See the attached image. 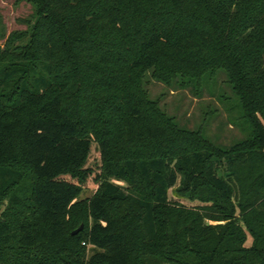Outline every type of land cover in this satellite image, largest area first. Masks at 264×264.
I'll return each mask as SVG.
<instances>
[{
    "label": "trees",
    "instance_id": "16d2710c",
    "mask_svg": "<svg viewBox=\"0 0 264 264\" xmlns=\"http://www.w3.org/2000/svg\"><path fill=\"white\" fill-rule=\"evenodd\" d=\"M23 1L0 47V264H264V0ZM219 71L250 132L227 149L146 89L201 97Z\"/></svg>",
    "mask_w": 264,
    "mask_h": 264
},
{
    "label": "rangeland",
    "instance_id": "374dc122",
    "mask_svg": "<svg viewBox=\"0 0 264 264\" xmlns=\"http://www.w3.org/2000/svg\"><path fill=\"white\" fill-rule=\"evenodd\" d=\"M35 7L23 0H0V47L13 32H25L29 24L34 21ZM227 76L223 71L211 78L206 84L208 89L198 97L189 90L181 91L177 87H167L155 81H149L146 86L153 100L161 99V107L175 119L180 128L192 131L201 130L203 135L221 148H230L246 140L249 126L243 119L242 107L239 99L232 93L226 83ZM125 186V184H121ZM174 188L170 190V198L187 206H196L181 199ZM95 190H86L80 199L93 196ZM251 238L248 239V244ZM91 254V252H89Z\"/></svg>",
    "mask_w": 264,
    "mask_h": 264
},
{
    "label": "water",
    "instance_id": "95a60500",
    "mask_svg": "<svg viewBox=\"0 0 264 264\" xmlns=\"http://www.w3.org/2000/svg\"><path fill=\"white\" fill-rule=\"evenodd\" d=\"M82 229H83V225H81L78 229H76V230L73 232V235L79 233Z\"/></svg>",
    "mask_w": 264,
    "mask_h": 264
}]
</instances>
